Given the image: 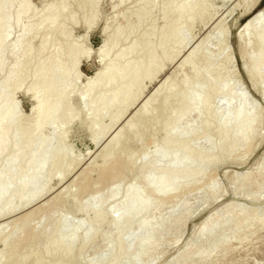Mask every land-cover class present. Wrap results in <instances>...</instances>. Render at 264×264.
<instances>
[{"label": "rangeland", "instance_id": "374dc122", "mask_svg": "<svg viewBox=\"0 0 264 264\" xmlns=\"http://www.w3.org/2000/svg\"><path fill=\"white\" fill-rule=\"evenodd\" d=\"M263 1L62 0L63 9L59 12L58 9H55L59 0H29L27 4L29 11L27 15L21 17L22 19L20 18L18 24L13 22V17L17 13L16 9H20L19 6L23 0H0V3L4 4V6L9 7L8 3L10 7L12 6V9L10 8L9 10V12L11 11L10 27L12 31L9 28L10 31L8 30L6 33L5 42L0 50V61L2 64L0 68V96L2 95L6 76L11 75L13 71V79L10 81L12 83H9V92H12L13 96L10 99L8 95H5L4 99L5 101L10 99L7 102L16 106L15 117L19 122L15 126V132L22 128H28L32 131L31 128L34 127L33 120L35 119L29 120L32 101L28 95H24L25 88L31 87V84L35 85L34 82L36 81L34 76H32V79V73L35 72V69H40V65L49 72L54 67V64L50 62H59L61 68L64 66L66 69L67 79L69 78L67 84L71 85L70 87L68 86L69 89L71 87L72 90L74 89L70 100L67 101L65 106L68 108L69 105V112H71L75 120L73 119L70 125L68 124L67 127L64 126L62 128L63 130L65 129L64 131L61 130L63 136L59 135L53 140L54 148H59L61 151L59 153L54 151L49 155L45 172L50 171L57 164L65 163L69 165L70 162H78V165L75 164L74 170L64 180L60 181L51 177L47 182L42 183L35 190L37 193L43 190V193L38 197L39 199L37 198L38 201L36 199L29 206L19 208L14 214L11 213L10 215L8 210L13 198L17 195L31 192L22 186H17L5 194L6 200L0 203V212L4 215L2 217L0 215V227L7 226V230L12 234L6 244L0 242V264H11L15 258V260L18 259V264H31L35 258V256L33 259L30 258L32 257L31 253H40L47 246L57 231V222L65 212V207H62L61 204H55L60 194L59 192L69 185L73 177L82 176V173L83 176L79 179L78 186L76 184V187H72L71 194H73L74 198L84 202V212L74 216L73 220L71 219L72 224H69L65 230L66 237L60 241V246L58 247V250L61 251L74 247L73 254L75 256L78 255L77 257L80 258L79 264H135V242L138 239L145 238L149 240V246L144 249L136 264H264V101H261L259 96L260 94L264 95V75L256 77L255 82L252 83L246 73L248 67H251L257 56L256 51H258L260 34H258L259 31L255 30L254 24L251 23H254L255 17L263 10L261 9ZM66 2L67 4L70 3V5H65ZM81 2L86 4L82 9L79 8V3ZM152 2L154 3V7L150 11L152 14L149 13L147 19L138 28L137 14L140 8L143 6L149 7ZM49 3L54 8L52 12L46 15L42 8L47 4L50 5ZM186 3L190 6H187ZM195 5L198 6L196 7ZM187 8L188 10L199 8L198 13H200L198 18L196 16L193 19L189 29L186 28L188 20ZM178 9L181 12L178 13ZM166 11L168 12L167 16ZM32 12L34 15H32ZM1 14L0 20L3 18ZM31 15L33 16L32 18H36L32 19ZM53 15L56 16L54 25L56 34L53 36L47 35L48 29H42L34 36L35 40L31 41L30 46H27V42H23L19 48L16 47L19 52L13 49L15 41L21 42L28 39L32 34H20L23 25L37 26L44 18H49ZM73 16L74 18H72ZM84 19L90 20L89 29L86 27ZM30 20L32 24H29ZM167 23L170 26H168L169 29L166 30L167 32L164 33L166 36H164L161 33ZM243 25L248 26L246 32H243L245 29ZM116 28L121 30V39L126 36L129 28L133 30L132 35L126 42L135 41V39L138 42H146L150 49L147 53L153 54L155 65H160L162 71L156 75L151 83L148 79L133 82L131 77L127 78L125 81H128L129 88L131 87L132 91L129 90L128 96H124L125 113H122L123 115L117 121L111 122L113 115L115 116L123 105L113 109L104 108L105 110L101 111L103 109L101 108L102 102L100 104L96 101L100 94L103 96L102 94L104 93L107 97V93L97 91L91 93L90 96L88 95V101L93 102V104L90 103L87 107L78 99L81 98L80 94H82L79 87L90 86L94 75L97 73L99 64L94 53L103 41V32L111 33ZM137 31L138 34L136 35ZM206 36L209 39H206L204 46H200ZM45 38L49 42L47 47L41 51V44ZM122 44V41L119 42L118 47L116 46L117 48L110 53V57L114 58V54L122 48ZM70 47L77 53L79 51V54L82 50L86 51L87 49L86 52L89 55L86 54V57L85 55H80L79 61L73 65V59L68 54ZM198 47H200L198 54L194 55V58L192 56L188 64L181 67L180 63L185 61L193 50ZM30 48L31 50L28 51ZM28 52L30 53L28 54ZM142 54L146 55L144 52ZM201 55H207L212 61L209 67L210 70L212 68L211 77H209L216 80L217 77L228 78L229 76L228 88L235 97L243 98L246 110L253 118L251 136L244 137L240 129L233 130L230 134L231 138H233L232 140H234L233 144L230 141L222 144L220 142L222 139L221 131H227V129L218 127L211 112L209 114L202 113V115L191 112L190 115H186L179 127L176 128L177 130L175 129L176 132L185 129V134L180 137H172L170 143L173 147H179V149L184 147L190 151V159L186 161L187 163L182 167L181 171L190 172L193 175L196 174V176L198 175L197 178L195 176L193 182L189 185L166 198H161V200H159V197L151 196L154 199L150 198L153 204L152 208L146 214L142 213L144 215L140 214V217L138 215L134 223H127V227L124 225L125 228L123 227L124 230L122 229L120 236L124 242V247H121L122 251H117L116 244H113L110 239V241L107 240L108 230L104 226L101 227L97 234L90 237V242L83 246L84 248L79 243L73 246L70 237L71 232L78 229V233L82 234L85 229L83 226L86 227L84 223L86 222L87 212L95 210L89 213L95 217L96 215L93 213L96 214L100 207L99 203L91 202L89 197L98 191H103L109 183L116 180V171L122 170L123 167L122 161L115 163L112 172L111 169L104 172L100 171V175L97 170L100 161L96 160L89 168L88 163L93 161L94 156L96 157L98 151L107 144L117 130L127 125L131 116L143 106L151 91L164 78L171 76L174 82L190 80L193 68L199 71L202 69L201 72H204L207 62L200 59ZM69 60L72 62L70 63ZM63 61L64 65L61 64ZM19 72L28 74V79L22 88L16 87L14 79L18 74L20 75ZM13 83L15 86L12 88ZM64 86L63 80L59 76L54 75L52 87L56 96L63 95ZM138 91H141V97L134 101L132 97ZM161 96L162 94L157 97V101ZM92 99L95 101H92ZM235 104L236 102L234 101L232 106H235ZM211 105L212 109L210 108V111L216 114V112L223 110L225 101L217 99ZM153 106L154 104L152 103L148 104L144 109V113L150 112ZM177 113L178 110L176 109L170 112L173 116L177 115ZM93 122H96V125L98 123L96 128L104 129L95 145L90 143L88 133V126ZM41 134H43L42 137H48L52 134L50 126L45 127ZM142 145L145 146L146 142L145 144L130 143L128 155L142 153ZM146 148H149L147 152L148 155H151L153 151L151 146H146ZM31 149L26 147L23 150V155H27L31 152ZM140 154L135 160L136 165L140 168H146V171L140 175L137 186H135L138 189L140 188V191L142 190L141 193L144 196L142 194L141 196L144 198L148 194H146V190L145 192L143 190L144 182L147 179L156 178L157 172L154 169V164L157 163L162 166L161 163L164 161V157L163 155H157L155 161L148 163L142 160L143 157H140ZM124 156L125 154L121 155L122 158ZM38 157H40V154L37 155ZM64 157L66 158L65 161ZM2 159L0 160V171L5 165ZM37 163L38 159H35L32 164L33 167ZM94 165L98 166L97 169ZM30 173L24 171L21 179H24ZM119 194V196L115 194L116 199H110L108 204L120 201L122 191ZM51 207L55 208L49 212ZM30 214L34 215L27 220L26 216ZM147 218L150 220V230H138V222L140 223ZM39 230L42 231L39 232ZM20 257L21 259H19Z\"/></svg>", "mask_w": 264, "mask_h": 264}, {"label": "bare ground", "instance_id": "6f19581e", "mask_svg": "<svg viewBox=\"0 0 264 264\" xmlns=\"http://www.w3.org/2000/svg\"><path fill=\"white\" fill-rule=\"evenodd\" d=\"M28 1L29 0H23L21 4L23 6L21 7L20 5L19 6L20 9L18 10L16 9L18 6L15 8L17 13L13 17L14 18L13 22H16L19 24L20 18L24 15H27L29 11L28 6H27ZM61 1L62 0H59V3L55 6V9L56 10L58 9L59 12H61L63 9ZM242 1L245 2L246 0H242ZM65 5L69 6L70 3L67 4L66 2ZM8 6L9 7H6L4 6V4L0 3V13H2L1 17L3 15V18H1L2 21L0 20V50L2 48L3 43L5 42L6 33L8 32V30L10 31V29L12 31V28L10 27L11 26L10 25L11 11L9 12L10 8L12 9V6L10 7L9 3H8ZM85 6L86 4L84 2L79 3V8L82 9ZM152 7H154L153 2L150 4L149 7L143 6L142 8H140V11L137 14V18H138L137 27L138 28L147 19V16L149 15V13H151L150 11ZM53 8H54L53 5L47 4L42 8V11L47 15V13H50L53 11ZM198 9L191 8L188 10V17H187L188 20L186 22L187 29L191 27V22L193 21V19L196 16L198 18L200 14L198 13ZM179 12L181 11L179 10L178 13ZM167 13L168 12L166 11V16H167ZM32 15H34V13ZM32 15L30 16L31 18L33 17ZM35 18L36 17L32 19H35ZM72 18H74V16ZM85 21H86L85 25L89 29L91 25L90 20L87 19ZM247 21L251 22L249 20ZM253 21L254 23H251V24H254L255 30L259 31L258 34H260L259 35L260 38L258 39L259 45H258V51H256L257 56L254 53L256 58L252 62L251 67H248L246 71L247 76L252 83L255 82L256 77L264 75V8L262 11H260V14L257 17H255ZM55 23H56V16L53 15L49 18H44L37 26H31V25L24 26L23 25V29L21 30L20 34L22 33H32V34L28 39L22 40L21 42L15 41V43H13L15 44L14 48L13 47L12 48L14 50H17L16 47L19 48L23 42L24 43L27 42V46H30L31 41L35 38L34 36L38 34L42 29L43 30L48 29L47 35L53 36L54 34H56V30L54 28ZM29 24H32L31 20ZM245 24L247 23L245 22ZM168 26H170L168 23L164 25L162 29V33H161L162 35L166 36L164 33L167 32L166 31L167 29H169ZM244 26H245V29L243 32H246V30L248 29V26L243 25V27ZM20 27L22 28V26ZM142 27L144 28V26ZM132 33H133V30L129 28V31L126 34V36L123 39H121L122 33H121L120 28L114 29L111 33L107 31L103 32V41L102 43H100L99 47L94 53V56L98 60V64H99L97 73L96 75H94V79H92L93 81L90 86L84 87V88L79 87V89L81 88L82 94H80L81 98L78 100H80V102H82L84 106L86 107L90 105V103L93 104V102L88 101V98H89L88 95L90 96L91 93L97 92V91H102V92L104 91L105 93H107V97L106 95H104V93L102 94L103 96L106 97V99H104L105 97L103 98V96H101L100 93H99L100 94L99 98H97L96 102H99L100 104L102 102L101 108L103 109H101V111L105 110L104 108L113 109L117 106L120 107L123 105V107L118 113L115 112L116 115L115 116L113 115L111 122L117 121L125 113L124 96L126 95L127 97L129 90H131V87L129 88L128 81H125V80L131 77L133 82H140L143 79H148L151 83L155 79L156 75L162 71V67L160 65H155L156 62H155L153 54L147 53L149 52L150 49L148 48L149 46L146 44V42L145 43L143 41L138 42L136 41V39L135 41L130 39L131 40L130 42H126L129 39V37L132 35ZM137 34H138V31L136 32V35ZM240 35H241V32H240ZM207 38L208 37L206 36L202 40L201 45L200 44L199 45L204 46L203 45L205 44L204 42H206L209 39ZM121 41L123 43L122 48L117 53L114 54L115 55L114 58L110 57V53L113 50H115V48L118 47L117 45ZM48 42L49 40H47L46 38L43 39L42 44H41V51H43L47 47ZM151 42H152V39H151ZM199 48L200 47L193 50V52L189 55V57L186 58L185 61L180 63V66L182 67L184 65H187L189 62V59L192 58V56L194 58V55L196 56L198 54ZM30 50L31 48L28 51ZM86 51L82 50V52H80L79 54V51L77 53L72 47L69 48L68 54L72 57L71 59H73V65L79 61L80 55H85L86 57V54H87ZM17 52H19V50H17ZM143 52L147 54L144 55L142 54ZM29 53L30 52H28V54ZM60 55H61V52H60ZM87 55H89V53ZM206 56L204 55L200 56V59L207 62V67L205 66L206 68L205 71L201 72L202 69L199 71L198 69L193 68L192 76L190 80H178L179 82L178 81L174 82L171 79L172 78L171 76L164 78L163 81L160 82V84L156 88H154L153 91H151L146 102L143 103V106L137 109L135 113L131 116L130 120L127 122V125L125 127H122V129L117 130V132L110 138L107 144L98 151V153L96 154V157L94 156V158L92 159L93 161L91 160L92 162L88 163V168H89L94 164L96 160L97 161L99 160L100 161L99 167L96 165L94 166H96L95 167L96 169L98 167L97 170L99 171L100 175H101L100 171L104 172L105 170L108 171L109 169H111V172H112V169L115 163H119L122 161L121 164L123 167H122V170H119L118 172L116 171V174H115V177H117L116 180L109 183V185L103 191H100V192L98 191L89 197V200L91 202L99 203L100 207L96 214L93 213L94 215H96L95 217L89 214V213L94 212L95 210L91 212L89 211V213L87 212L86 222L84 223L86 227L83 226V228L85 229L82 234L78 233L79 231L78 229H77L78 231L75 229L71 232L70 237H71L73 246H75L77 243H79L81 247L85 246L86 244L90 242L89 241L90 237H92L94 234H97V232L101 229V227L104 226V228L108 230L107 240L108 241L112 240L113 244H116L117 246L116 247L117 251L118 250L122 251L121 247H124V244H123L124 242L122 241L120 236H121V232H122L124 225H126L127 223L129 224V222L134 223L136 218H138V215L140 217V214L142 213L146 214V212H148L152 208L153 204H152L151 199L153 198L151 196L159 197L160 198L159 200H161V198L163 197L166 198L167 196H170L171 194L179 191L183 187L193 182L196 174L193 175L190 172L181 171L182 167L187 163L186 161L190 159L189 157L191 156L189 153L190 151H188L184 147L182 148L180 147L181 149H179V147L178 148L173 147L170 143V139L172 137H180L182 134H185L186 132L185 129L179 132H176L175 129L179 127L182 119L186 117V115L187 116L190 115L191 112L192 113L195 112L197 113V115H200V114L202 115V113L209 114V112H211L212 116L217 122L218 127L220 129H227V131H221L222 139L220 140V142L222 144L228 141H230L233 144L234 140H232L233 138H231V135H230L231 131L233 130L240 129L244 137L251 136V133L253 131V118L250 115V113L247 112L246 104L243 98L235 97L232 94L231 90L228 88L227 83L229 82L228 81L229 76L228 78L227 77L226 78L217 77L216 80H213L212 78H210L212 68L210 70L209 67L211 66L212 61L211 59H209L210 57L207 56L208 57L207 58ZM35 61L37 62V60ZM50 63L54 64L53 70L48 69L49 72H47L45 69L42 68V65H40L41 66L40 69H35V72L32 73L31 75V77L32 76L35 77V81H36L34 82L35 85L31 84L32 85L31 87L25 86L27 88L24 89V95H28V97L32 101L31 117L29 119V120L35 119L33 120L34 127L32 126L33 127L31 128L32 131H30V129L28 128H22V129H19L18 132L16 131L17 133L15 132V129H16L15 126L19 122V120L16 119L15 117L16 106L12 103L7 102V101H10V99L13 96L12 92H9L10 90L9 83H12L10 81L13 79V76H12L13 71L11 72V75L8 74L9 76L8 77L6 76V79L4 80V83H3L4 84L3 91H2V95L0 96V160L2 158H5V159H2L5 165L3 169L0 171V203L6 200L5 194L14 187L22 186L24 189H28L31 192L29 194H20L13 198L8 208L10 215L11 213L13 214L16 213V211L19 208L29 206L31 203L36 201V199L40 196V194L43 193V190L38 193L35 192V190L42 183L47 182L51 177L58 179L60 181L64 180L67 176L70 175V173L74 170L76 165H78L77 164L78 162L77 163L70 162V164L68 163L69 165H66L65 163L57 164L50 171L45 172L46 167L48 165L49 155L54 151L58 153L61 151L59 148H54L53 140L57 136L62 135L61 134L62 133L61 130H63L62 128L64 126L67 127L68 124L70 125V122L74 119V116L71 114V112H69V109H68L69 105H68V108L67 106H65V104L67 103L68 100H70V97L72 96L74 92L73 91L74 89L72 90V87L69 89L71 85L69 86L67 84L69 81L68 80L69 78L67 79L68 76L66 75V69L64 68V66H62L63 68H61L59 62L54 61ZM63 63L64 61L61 62L62 65L65 64ZM1 66L2 64L0 61V68ZM28 66L30 67V65ZM35 67H36V64H35ZM50 68H51V65H50ZM33 69H34V66H33ZM62 69H64L65 72L64 70L62 71ZM19 73L20 75L18 74L17 76L16 74H14L16 76V78L14 79L16 82V87L22 88L24 83L28 79V74L27 73L21 74V72ZM179 73H180V70H179ZM54 75L59 76L65 83V86L63 88V95L56 96V94L54 93L55 91L52 87ZM181 79H182V76H181ZM132 80L130 81L131 84H132ZM14 86L15 85L13 83L12 88ZM41 93L43 94L41 95ZM161 94L162 96L157 101V97ZM5 95H8L10 99L5 101L4 99ZM122 95H123V99L121 100ZM259 96H260L261 101H264V95L260 94ZM140 97H141V91H138L136 94L133 95L132 99L135 101V100H138ZM217 99L225 101V105L221 112H216V114H213L215 112L210 111V108L212 107L211 104L217 101ZM93 100L94 99H92V101ZM234 101L236 102V104L235 106H232V103ZM151 103L154 104L152 110L148 113H144L145 107ZM173 109L178 110V113L175 116L170 114V112ZM103 113L107 115L105 112ZM76 116L78 115L76 114ZM95 119L97 121V118ZM97 125H96V122H93V123H90L88 126L89 141L93 145L97 143V139L100 137V135H102L104 131V129L101 130V128H96ZM47 126H50L52 134H50L48 137H42L43 134H41V132ZM132 142L144 143V144L146 142L145 146L142 145L143 152L142 153L139 152L137 155L136 154L128 155L129 144ZM146 146H151L153 150L151 155H148L147 150L149 148L147 149ZM26 147L30 149L32 148L31 152H29L27 155H23V150ZM38 154H40V157L37 158ZM122 154H125L124 158L121 157ZM139 154H140V157H143L142 160L148 163H150L151 161H155L157 155H163L164 157V161H162L161 163L162 166H160L157 163L154 164V169L157 172L156 178L147 179L144 182L143 190L144 192L146 190V194L148 193L147 197H144V198L141 196L142 190L140 191L139 190L140 188L138 189V187H136L137 186L136 184H137V181L140 175L144 171H146V168H140L136 165L135 160L136 158L139 157ZM35 159H38V163L33 167L32 164ZM65 160L66 158L64 157V161ZM86 170L88 171V169ZM24 171L31 172V173L24 179H21V176ZM84 175L86 174L84 173ZM82 176H83V173H82ZM82 176L73 177L72 180H70L69 185L66 188L64 187V189H62V191L59 192L60 194L57 200L55 201V204L57 205L61 204L62 207H65V212L61 218L59 217L60 219L57 222V231L53 235L50 242H48L47 246L44 249H42L40 253L39 252H37V254L36 252L31 253V256H32L30 257L31 259H33V257L35 256L34 260L32 262L30 261L31 264H79L80 258L77 257L78 255L75 256L73 254L74 247H71L70 249H65L63 251L58 250V247L60 246V241L64 237H66L65 230L69 224H72L71 219L74 216L78 214L80 215L81 213L84 212V208H83L84 202L82 200H78L74 198V196H72L73 194H71L72 187H76V184L78 186L79 179H81ZM120 191H122V196H121L120 201H118L117 203L112 202L111 204H108L110 199H114V198L116 199L115 194L116 195L118 194V196L120 195L119 194ZM54 208L55 207H51L49 209V212H51ZM0 215L1 217L4 216L1 214V212H0ZM33 215L34 214H30L26 216L27 220L31 218ZM147 219L142 220V221L140 220L141 221L140 223L138 222V227H137L138 230H143V231L150 230V227H151L149 223L150 220L149 219L147 220ZM127 226L128 225H126L125 227ZM6 227H3V226L2 228L0 227V242H3L4 244H6V242L9 240L12 234L11 232L7 230ZM41 231L42 230H39V232ZM148 246H149V240L147 238L136 240L135 242V248H136L135 253L136 254L134 258L135 264L138 263V258L140 257L144 249ZM79 257H81V255H79ZM15 259L13 260L11 264H16L18 262V259L17 260ZM19 259H21V257Z\"/></svg>", "mask_w": 264, "mask_h": 264}, {"label": "water", "instance_id": "95a60500", "mask_svg": "<svg viewBox=\"0 0 264 264\" xmlns=\"http://www.w3.org/2000/svg\"><path fill=\"white\" fill-rule=\"evenodd\" d=\"M263 8H264V1H263V5H262L261 9H263Z\"/></svg>", "mask_w": 264, "mask_h": 264}]
</instances>
